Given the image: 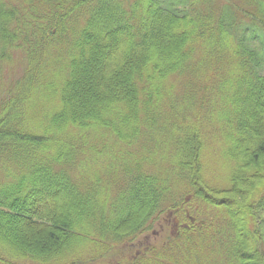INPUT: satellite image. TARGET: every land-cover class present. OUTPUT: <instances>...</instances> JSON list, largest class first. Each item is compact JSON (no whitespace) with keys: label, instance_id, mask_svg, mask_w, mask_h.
I'll list each match as a JSON object with an SVG mask.
<instances>
[{"label":"trees","instance_id":"1","mask_svg":"<svg viewBox=\"0 0 264 264\" xmlns=\"http://www.w3.org/2000/svg\"><path fill=\"white\" fill-rule=\"evenodd\" d=\"M172 1L0 0V264H264V18Z\"/></svg>","mask_w":264,"mask_h":264},{"label":"rangeland","instance_id":"2","mask_svg":"<svg viewBox=\"0 0 264 264\" xmlns=\"http://www.w3.org/2000/svg\"><path fill=\"white\" fill-rule=\"evenodd\" d=\"M163 1L174 2L172 0H163ZM181 1L185 2V3L180 8L181 9L189 8L192 10L193 13H207L206 16H208L210 14H214V15H217L219 17H221V14H226L227 15L226 25L229 23L228 20H230V21L234 22L235 24H237L238 26H241L238 30H240L242 28V26L243 27L248 26V28H249V26H251L253 28H256L259 25L260 19L264 18V14H260V12H259V9L263 10L262 8L264 7V0H181ZM232 1H235L236 4L238 5V7L236 9H234L231 6ZM239 8L248 10L252 14H254L256 12V10H258V11H257L255 16H251V15L247 16V14L244 13L243 10L239 9ZM85 19L86 18H83L82 22H79V26H80V24H82L85 21ZM251 30L252 29H250V31H248V33H247L249 38H253V36H254V31H251ZM66 41H67V44H64L60 47L61 52L57 56V57H60L61 62L57 63L56 67H59L60 69H61V67L64 68L67 65L68 58H69L68 50L70 48V45H68L69 44L68 38ZM14 57L15 58H14V61L12 64H8V63L4 64V69H3L4 77H3V79H4V83L8 84V85H10L12 83V81L21 77V75L23 74V70H24V64L22 62V56H21L20 52L15 54ZM197 60L200 61L199 58ZM63 64H64V66H63ZM227 66H230V65L227 63V61L224 58V62L219 63V68H218L219 75H222L223 72L226 71ZM262 73L264 74V69L262 70ZM172 83L175 84V86L177 87L175 92H174L175 95L177 97L181 96L183 93V87L184 86L182 87V85H184V82L180 81V80H178V81L172 80ZM211 95L213 96V93H211ZM45 108H46V106L43 107V110ZM44 113H47V112L46 111H40L37 114L43 115ZM188 113L193 116V111H190ZM158 136L161 137V135H159V134H158ZM216 140L219 141L218 137ZM100 149H102V147ZM214 149H215V152H213V149L212 150L208 149L204 155L205 156L204 157V163L207 165H210V167L208 169L210 179L215 178L214 177L215 172L213 174V172L211 171L212 170L211 167H213L214 170L216 168L217 178H221L222 176H225V174H226V171L224 170V166L222 165V161H221V153H222L221 152V142L218 143V146H216ZM133 150H135V149H133ZM213 161H215L214 164H212ZM219 174H220V176H219ZM215 180L216 179H214V181ZM188 199L190 200L191 198H188ZM164 223H166V222H164ZM169 223H171V222L169 221ZM156 230L157 231L155 233H153V236L146 237V241L154 242V241H156V239H161L164 237V234L159 235L158 230H160V229L157 228ZM154 234H155V236H154ZM146 241L144 240V243ZM114 253L115 252H113L111 255H109L106 258V260H108V261H104V263H102V264L117 263L120 260V257L123 255V252L121 251L119 255H115Z\"/></svg>","mask_w":264,"mask_h":264}]
</instances>
